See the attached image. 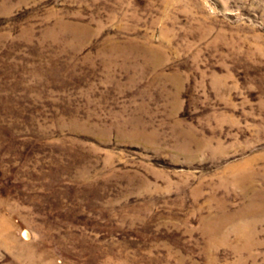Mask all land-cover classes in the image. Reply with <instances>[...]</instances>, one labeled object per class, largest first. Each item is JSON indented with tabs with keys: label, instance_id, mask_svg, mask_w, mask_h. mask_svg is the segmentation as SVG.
<instances>
[{
	"label": "rangeland",
	"instance_id": "obj_1",
	"mask_svg": "<svg viewBox=\"0 0 264 264\" xmlns=\"http://www.w3.org/2000/svg\"><path fill=\"white\" fill-rule=\"evenodd\" d=\"M0 264H264V0H0Z\"/></svg>",
	"mask_w": 264,
	"mask_h": 264
}]
</instances>
